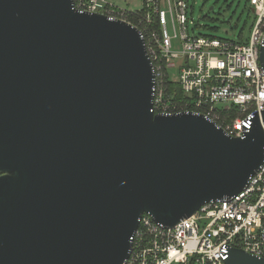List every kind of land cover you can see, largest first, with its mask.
Returning a JSON list of instances; mask_svg holds the SVG:
<instances>
[{
  "label": "water",
  "instance_id": "obj_1",
  "mask_svg": "<svg viewBox=\"0 0 264 264\" xmlns=\"http://www.w3.org/2000/svg\"><path fill=\"white\" fill-rule=\"evenodd\" d=\"M152 86L130 24L0 0V264H124L143 213L172 226L241 191L261 127L230 137L200 114H154ZM225 262L264 258L231 248Z\"/></svg>",
  "mask_w": 264,
  "mask_h": 264
},
{
  "label": "built area",
  "instance_id": "obj_2",
  "mask_svg": "<svg viewBox=\"0 0 264 264\" xmlns=\"http://www.w3.org/2000/svg\"><path fill=\"white\" fill-rule=\"evenodd\" d=\"M71 1L75 10L138 30L153 72L154 114H200L230 137H244L256 124L264 131V0H248L254 23L243 43L191 35L187 0H143L138 10L111 0ZM179 58L184 62L177 66ZM130 243L124 264H226L231 248L264 258V160L241 191L205 202L172 226L143 213Z\"/></svg>",
  "mask_w": 264,
  "mask_h": 264
},
{
  "label": "rangeland",
  "instance_id": "obj_3",
  "mask_svg": "<svg viewBox=\"0 0 264 264\" xmlns=\"http://www.w3.org/2000/svg\"><path fill=\"white\" fill-rule=\"evenodd\" d=\"M127 10H138L143 0H111ZM187 27L194 36L229 39L243 43L250 35L254 14L248 0H187ZM175 43V42H174ZM184 59H174L179 66ZM170 79L178 77L168 71ZM169 90H175L169 86Z\"/></svg>",
  "mask_w": 264,
  "mask_h": 264
},
{
  "label": "trees",
  "instance_id": "obj_4",
  "mask_svg": "<svg viewBox=\"0 0 264 264\" xmlns=\"http://www.w3.org/2000/svg\"><path fill=\"white\" fill-rule=\"evenodd\" d=\"M169 86H173V88H175V84L169 85Z\"/></svg>",
  "mask_w": 264,
  "mask_h": 264
}]
</instances>
